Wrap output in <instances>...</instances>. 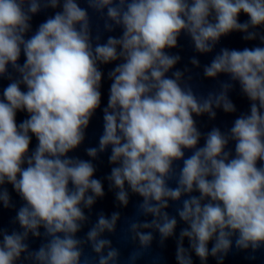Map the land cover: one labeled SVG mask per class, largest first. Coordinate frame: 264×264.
Masks as SVG:
<instances>
[{
	"label": "clouds",
	"instance_id": "obj_1",
	"mask_svg": "<svg viewBox=\"0 0 264 264\" xmlns=\"http://www.w3.org/2000/svg\"><path fill=\"white\" fill-rule=\"evenodd\" d=\"M83 2L0 0V208L15 210L11 223L18 225L0 226V264H120V250L105 237L116 232L119 212L99 213L78 236L90 220L85 209L105 196L92 162L105 152L119 205L127 207L130 194L141 198L123 230L139 245L126 264L151 247L149 229L161 246L175 238L176 264H194L193 254L200 264L210 256L223 264L233 248H264V46L220 48L203 73L228 80L206 95L185 78L187 68L175 69L181 57L169 51L182 35L200 54L232 33L264 45V0ZM89 9L106 32L120 35L94 34ZM190 62L200 66L195 57ZM237 84L248 111L226 131L202 132L195 117L237 112L229 98ZM98 109L103 131L98 146L85 149L91 159L72 155ZM170 202L176 215L167 211Z\"/></svg>",
	"mask_w": 264,
	"mask_h": 264
},
{
	"label": "water",
	"instance_id": "obj_2",
	"mask_svg": "<svg viewBox=\"0 0 264 264\" xmlns=\"http://www.w3.org/2000/svg\"><path fill=\"white\" fill-rule=\"evenodd\" d=\"M81 6L87 7V5L81 0ZM90 16L92 18V27L93 33L95 34L97 31L100 32L102 40L106 39L108 35L119 36L120 30L116 29L114 32L108 33L103 28V19L97 13H93L91 9H89ZM51 14V10L48 12H43L39 14L35 20L36 23L41 22L46 18L47 15ZM240 19L246 20L247 17L242 15ZM254 45H260V41L254 42H246L242 39V34L240 33H232L231 35L224 37L221 39L220 43L216 46L212 53L208 54H200L194 50V47L190 41V39L184 35L180 37L178 40V47L169 50L174 54H179L181 60L175 66V69H179L184 71L185 68L188 71L185 72V78L191 76V80L189 83L192 84L194 90L198 94L206 95L210 91H219L220 83L222 81L228 80L227 76L221 75L216 79H209L204 76L203 68L205 65L209 64L213 56L219 52L220 48H235L238 50H242L244 47H252ZM195 57L200 61V66L196 67L191 64V59ZM103 71L105 72V77L103 80L102 87V103L101 109L107 105L108 99V90L110 81L107 79V72L110 70L112 65L102 66ZM173 69V70H175ZM6 83V82H5ZM229 98L233 101L237 108V112L233 114H228L223 112L222 109H215L217 115L216 118L210 119L206 114L200 117H195L197 120L198 127L202 132L209 131L212 127H219L222 131H226L232 125L233 120L237 115L248 111L249 102L239 90L238 84L235 85L234 89L229 92ZM103 113L102 110L98 109L96 114L93 116L90 121L89 127L86 130V138L84 143L73 153L72 155L78 156L82 159H91L86 155L85 149L88 147H97L99 137L103 131ZM24 118L23 114H18V122ZM36 144V140L33 137V142L30 145V148H34ZM110 152H105L99 154L96 160L92 162L96 165L97 171L95 173V177L100 179L104 184L105 196L103 198H99L96 204L93 205L91 212L85 209L86 215L90 216V220L87 224H85L84 228L78 236L83 237L88 229L95 223L97 215L103 212L106 216H110L113 212H119L121 215V219L117 222V228L115 233H105V237L112 241V246L116 247L120 250V264H126L130 253L139 247L138 242L133 243L130 239L125 240L124 229L127 228V222L136 215V207L141 202V198L136 195L130 194V201L127 207L120 206L118 201L115 199V190H109L108 181L106 180L107 175L110 174V169L112 165L108 162V156ZM9 187V191L12 194L13 201L16 203L17 207L21 203L19 198L16 196L15 192ZM170 207L167 211L170 215H176L175 208L176 204L174 202H170ZM15 216V210H8L0 208V226L7 228L11 231L13 228H18V225H13L11 223L12 218ZM139 219L143 220H151L152 217L148 216H140ZM183 223H180L177 228V236L179 234L180 228L184 227ZM145 231H153L154 240L152 242L151 247L144 252V254L137 259L135 264H176L175 260V238H170L165 241L164 245L161 246L159 234L155 232V230H145ZM40 243L39 240H35L32 242V247L35 248ZM185 246H187V240H185ZM86 251L90 252V249H86ZM194 264H200L199 258L195 257L193 254ZM207 264H217V260L213 257H209ZM223 264H264V248L252 253L249 251H237L235 248L225 257Z\"/></svg>",
	"mask_w": 264,
	"mask_h": 264
}]
</instances>
